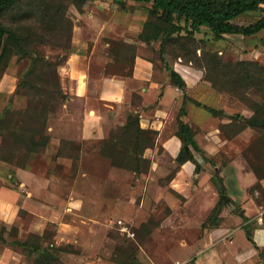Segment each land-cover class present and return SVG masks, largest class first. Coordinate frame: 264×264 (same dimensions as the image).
I'll list each match as a JSON object with an SVG mask.
<instances>
[{
    "label": "rangeland",
    "instance_id": "obj_1",
    "mask_svg": "<svg viewBox=\"0 0 264 264\" xmlns=\"http://www.w3.org/2000/svg\"><path fill=\"white\" fill-rule=\"evenodd\" d=\"M102 1L88 2L84 5H75L70 0L50 3L52 11L55 10L58 14L54 13L51 19H46L48 23L42 22L40 0H25L17 9L1 16L0 21L5 25L16 28L21 34L28 36L31 52L28 57L13 55L7 65H0V89L6 88L5 94H0V116L7 107L16 112L27 110L26 113L32 116L31 124L40 123V129L49 141L52 137L56 138V142L58 139L60 141L59 144L56 143V150L51 149L50 153H46L47 145L44 151L30 159L25 169L0 161V175L7 173L4 166H8L6 176L12 175L13 178L15 169H21L50 180L46 197L40 198V195L35 194L28 196L29 190L31 192L30 187L25 188L22 185L25 177L19 175L18 179H7L6 187L32 201L30 204L27 203L28 209L22 203L12 224L0 223V230H6L8 240L7 244L0 242V264H39V253L13 244L17 240L28 239L41 244L44 248H58L59 250L55 251L58 260L55 264H189L188 260L194 254V250L192 254L185 243L187 234L180 231L192 229L193 227L189 225H200L201 222H197V217L188 215L182 209V194L169 185L178 169L177 162H173L168 154L161 151L152 152L153 145H148L143 150L141 157H138L141 161L133 162L130 158L134 154V147L131 140L128 142V135L119 138L121 127L110 130L104 140L88 142L69 140L68 134L77 138L80 131L77 101H71L67 109L62 108L66 97L58 96L55 108L51 109L34 101L37 91L31 90L30 87L23 89L21 94H15L25 78L46 90L47 95L53 94L56 83L62 90L60 76L58 75L56 79L50 74V69L45 70L44 64H40V56L52 65L65 61L68 50L56 45L65 44L70 22L73 25V32L76 24L83 27L80 31L81 37L92 39L93 34L96 35V29L83 25V20L76 22L79 15L90 19V16H96L102 11L114 12L119 25L116 31L114 30L115 39H112L109 49L117 64L116 69L112 70L120 75L129 73L131 57L138 47H149L154 50L156 65L163 69L166 58L171 66L181 63L199 73L198 79L187 78V80L190 78L189 83L192 84L191 91L187 90V93L193 100L225 112L222 116H214L195 103L187 101L188 105H192L189 106V117L194 124L196 122L199 125L192 127L195 137L199 134L197 142L202 149L204 148L203 154L194 152L200 162L210 164V160L221 170L236 156H242L245 161L247 156L256 164H264V143L259 141L261 137L259 131L246 127L241 132L247 131L243 137H240L239 133L229 138L221 129L222 125H228L230 133L237 129V124L230 119L229 114L251 116L245 102L234 95L214 89L205 79L204 70L198 68L196 63H188L186 59L179 58L180 53L184 52L181 45H169L167 54L162 55L160 42L146 46L139 40L150 5L127 1L128 9L124 11L119 5L112 7L111 3ZM63 6L66 8V16L59 20V17H63L59 14ZM259 17L261 14L243 15L236 22L240 25H249ZM129 21H132L135 27H140L141 31L138 33L126 31L121 37L120 26ZM91 22L93 25L94 21ZM47 25L52 27L51 31L45 29ZM127 36L133 39V42H127ZM196 37L199 40H207L205 47L210 51L219 52L225 60L257 61L264 66V32L254 37L227 35L222 39H216L212 34L203 33ZM40 41L44 44H40ZM200 52L199 50L198 55ZM34 59L39 60V64L35 75L28 78L26 76L33 67ZM45 71L48 74L44 81H40V75ZM31 98L33 103L29 102ZM197 108H201L202 111ZM64 110H73L74 116H66ZM43 112L47 115L45 123L41 119L38 121V115ZM71 118L73 120L69 121ZM210 118L213 119L208 121ZM203 127L210 128L207 130L210 133L209 137L202 134ZM112 143L117 146L114 147ZM10 144L8 138L3 140L0 138V145ZM153 144L155 145L154 135ZM206 148L215 154L208 155ZM116 151L125 155L126 158L120 161L123 165L114 163L113 154ZM135 166L138 171L133 170ZM219 176L223 181L221 174ZM214 184L219 187V177H214ZM40 188L45 189V186L40 185ZM253 189L251 192L254 199L256 197L260 199V202L257 200V205L264 208V196ZM225 195L228 196L227 192ZM221 198L220 195L219 200ZM171 204L174 205L175 211H172ZM199 220L204 221V217ZM194 229L196 230V227ZM188 235L197 237L199 234L195 231ZM260 263L263 264L262 258Z\"/></svg>",
    "mask_w": 264,
    "mask_h": 264
},
{
    "label": "crops",
    "instance_id": "obj_2",
    "mask_svg": "<svg viewBox=\"0 0 264 264\" xmlns=\"http://www.w3.org/2000/svg\"><path fill=\"white\" fill-rule=\"evenodd\" d=\"M97 1L102 0L86 3ZM102 2H109L112 7L118 5L113 1ZM78 17L76 22L83 20V23L81 22L83 25L92 27L97 32L96 35L93 34L92 39L83 38L80 35L83 27L76 24L72 46L70 45L68 49L64 65L59 69L60 85L67 96L62 108L67 109L71 101H77V111L80 115V131L77 138L68 134L67 139L81 142L104 140L110 130L125 126L129 115H134L139 119L142 129L155 132L152 152L161 151L168 154L176 163V158L182 149V142L177 136V118L183 106L186 114L182 119L191 127L199 126L189 117V106L192 105H188L184 100V92L171 83L165 67L163 69L156 65V54L149 47H138L135 50L131 57L129 74L120 75L112 70L116 69L117 64L109 45L112 39H115L114 32L119 25L114 12L102 11L96 16H90L91 21H94L93 25L91 21L87 22L90 20L87 19L88 17L81 15ZM120 27L121 37L126 31L134 33L141 31V28L135 27L132 21L123 23ZM128 36L126 41L133 42ZM172 67L186 81L185 93L192 98L187 93L191 91L190 85H192L189 83L190 78L188 80L187 78L198 79L199 73L181 63H176ZM205 90L207 91V88ZM5 91L6 88L2 87L0 94ZM199 109L202 111L201 108H197ZM63 113L68 117L74 116L73 110H64ZM202 113L204 115V112ZM71 120L73 118L69 121ZM202 129V134L209 137L210 133L207 130L210 128ZM246 133L247 131H244L239 136L243 137ZM198 137L199 134L195 137L196 140ZM56 141L55 137L50 139L46 153H50L51 149L56 150V143L59 144L60 140ZM205 151L210 156L215 154L208 148ZM195 160L201 165L200 173H196L195 162L188 161L178 166L174 178L169 183L170 187L176 188L182 194V209L188 215L197 217V222H201L200 225H189L193 227L192 229L180 231L188 236L185 240L188 250L190 252L194 250L193 257L188 261L195 260L197 264H262L260 251L264 250V208L257 205L251 192L259 182L256 175L242 156H236L221 170L211 163V165L203 164L196 156ZM4 167L7 173L0 175V223L10 225L16 219V211L21 208L22 203L27 208V203L30 204L32 199L23 198L17 191L6 187L7 179H11L12 175L6 176L8 166ZM217 173L224 178L222 185L228 194V196L224 195L228 198L227 202L222 198L219 200L220 189L214 184ZM19 175L25 177L22 185L31 189L28 196L30 194L40 195V198L45 196L49 179L21 169H15L12 179H18ZM260 183L264 189V179ZM40 185L45 186V189L40 188ZM171 206L172 211H175L174 205ZM214 211L217 212L216 217L212 218ZM203 217L204 221H200L199 219ZM244 217L249 221L245 222ZM245 225H249L252 229L255 244L248 239ZM195 231L199 234L197 237L188 235Z\"/></svg>",
    "mask_w": 264,
    "mask_h": 264
},
{
    "label": "trees",
    "instance_id": "obj_3",
    "mask_svg": "<svg viewBox=\"0 0 264 264\" xmlns=\"http://www.w3.org/2000/svg\"><path fill=\"white\" fill-rule=\"evenodd\" d=\"M25 0H0V19L3 14L8 11L17 9ZM60 0H40V15L42 22L48 23L46 19H51L54 13L50 3H56ZM75 5H84L87 1L95 0H70ZM113 1L118 4L124 11H127V1H134L139 4L151 5L147 8L148 18L143 24L142 31L139 34V40L146 46H152L156 42H160V52L162 55L167 54L166 50L169 45L178 44L182 46L184 52L180 53L179 58L186 59L188 63H196L197 67L205 71V79L209 81L214 89H218L230 95L238 97L246 103L251 111L250 117H243L242 115L231 116L237 124V129L230 133L227 128L229 126H221L222 131L233 138L246 127L255 129L260 132L261 137L259 141L264 143V66L257 61H230L225 60L219 52L208 50L205 45V39H197V35L203 33L205 35L212 34L216 39H222L227 35L254 37L264 32V0H106ZM52 4V5H53ZM61 9V10H60ZM60 13L64 19L66 16V8L61 7ZM22 13V12H20ZM248 14H261V17L254 23L249 25H240L236 21L243 15ZM55 19V18H54ZM41 22V19H40ZM50 26H45L46 30L51 31ZM63 31V29H62ZM67 40L65 44L56 45L63 50L70 48L71 39L73 35V25L69 23V29L66 31ZM24 34H21L16 28L9 27L0 21V65H7V62L13 55H20L28 57L30 55L31 45L30 39ZM28 43V45H27ZM40 44L44 42L40 41ZM200 55H198V51ZM34 51V50H32ZM165 68L168 72L171 83L184 92V100L195 103L198 107H202L214 116L224 115L223 110L212 108L202 103L193 100L185 93L187 84L184 78L168 64V60L164 59ZM65 61L59 64L47 63L44 57L40 56V64H44L45 70L50 69V74L58 79V67L64 65ZM39 60L34 59L33 67L28 71L26 77L34 76L37 70ZM55 67V68H54ZM47 71L40 75V81H44ZM129 74V73H128ZM30 87L36 90L34 101L39 105H44L55 108L57 97L62 98L67 96L62 92L59 85L56 83L54 92L51 95L46 94V90L37 85L32 84L29 79H24L23 83L18 86L16 95L21 94L23 89ZM33 103V98L29 100ZM27 110L12 111L11 108L7 109L0 116V138L9 139L11 144L7 146L0 145V161L15 164L20 168L25 169L30 159L37 153L44 151L48 145V137L40 129V123L31 124L32 116L26 113ZM186 114L185 106L180 110L177 118L178 130L177 136L182 142V149L176 158V162L180 167L188 161H193L196 164V173H200L201 165L195 160L194 152L204 153L200 148L194 134L193 128L186 123L182 117ZM41 119L46 121L47 115L45 112L38 115V121ZM45 123V122H44ZM120 137L128 135V142L131 140V145L134 151L131 156L133 162L141 160L140 154L144 152L148 145H153V135L155 132L152 130H145L140 127L139 119L134 115H129L125 126L121 127ZM112 145L117 146L116 144ZM139 155V156H138ZM114 163L118 164L122 158H126L123 153L115 152L113 154ZM246 161L250 169L259 180L258 184L254 187L253 191H257L264 196V189L261 185V180L264 179V164H256L246 156ZM212 166L217 165L210 161ZM123 165L122 163H120ZM134 168V169H133ZM135 171L137 167H133ZM178 170V169H177ZM219 189L222 196L225 195V189L222 185V179L219 174ZM257 198V197H256ZM260 202V199H256ZM232 202V200H229ZM260 204V203H258ZM216 213L212 218L216 217ZM264 220V217H263ZM244 221L248 222L249 219L244 217ZM244 229L248 239L253 241V232L249 225H245ZM5 229L0 230V242L7 244L8 240L5 235ZM33 238V237H32ZM14 245L24 247L25 249L32 250L34 253H39V264H55L57 262L55 251L58 248H44L41 244H36L28 239L26 241H15ZM255 244V243H254ZM257 248V247H256ZM258 249V248H257ZM260 258L264 264V251H260ZM189 264H197L192 260Z\"/></svg>",
    "mask_w": 264,
    "mask_h": 264
},
{
    "label": "water",
    "instance_id": "obj_4",
    "mask_svg": "<svg viewBox=\"0 0 264 264\" xmlns=\"http://www.w3.org/2000/svg\"><path fill=\"white\" fill-rule=\"evenodd\" d=\"M222 200L227 202L228 201V198L226 196H222Z\"/></svg>",
    "mask_w": 264,
    "mask_h": 264
}]
</instances>
